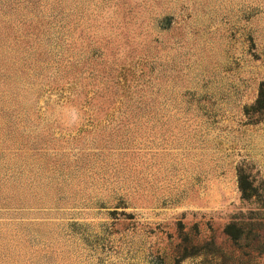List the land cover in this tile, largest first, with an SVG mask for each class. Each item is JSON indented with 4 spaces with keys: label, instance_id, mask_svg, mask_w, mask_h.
Returning <instances> with one entry per match:
<instances>
[{
    "label": "rangeland",
    "instance_id": "rangeland-1",
    "mask_svg": "<svg viewBox=\"0 0 264 264\" xmlns=\"http://www.w3.org/2000/svg\"><path fill=\"white\" fill-rule=\"evenodd\" d=\"M61 1L0 10V264H264V0Z\"/></svg>",
    "mask_w": 264,
    "mask_h": 264
},
{
    "label": "trees",
    "instance_id": "trees-1",
    "mask_svg": "<svg viewBox=\"0 0 264 264\" xmlns=\"http://www.w3.org/2000/svg\"><path fill=\"white\" fill-rule=\"evenodd\" d=\"M41 0H27V2L33 6L36 3L40 2ZM58 2V4H62L63 1L61 0H56ZM14 3H18V0H0V10L3 7H6L7 9H9V6H11V4ZM61 9L63 11V5H61ZM5 11V10H4ZM64 12V11H63ZM61 12V13H63ZM3 13V12H2ZM63 17V14H62ZM63 19V18H62ZM64 28V26H61V30ZM3 70V69H2ZM255 113L257 114H261L264 115V84H260L259 88H258V93H257V97L256 100L254 102V104L250 107ZM238 190L240 192V198L244 201H249L252 199H260L261 195L259 194V190L255 187H253V185H247L244 181H243V177L241 174L238 175ZM9 201V200H7ZM235 226L234 225H229L226 227V231L228 232V235L230 234L232 236V239H236V233L238 232V230H235Z\"/></svg>",
    "mask_w": 264,
    "mask_h": 264
}]
</instances>
